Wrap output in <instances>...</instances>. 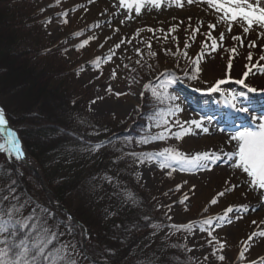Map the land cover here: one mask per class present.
Instances as JSON below:
<instances>
[{
    "label": "rangeland",
    "instance_id": "rangeland-1",
    "mask_svg": "<svg viewBox=\"0 0 264 264\" xmlns=\"http://www.w3.org/2000/svg\"><path fill=\"white\" fill-rule=\"evenodd\" d=\"M17 5V12L25 23L23 29L28 32L25 46L46 54L62 44L63 47L48 57L49 68L63 70L69 75L67 90L79 96V113L90 115L92 120L102 124L113 122L128 129L134 124V116L145 101V85L156 88L161 73L167 70L176 75L179 69L189 67L188 58L195 59L198 54L201 55V71L192 80V87L187 88L191 93L187 91L186 95H182L180 92L185 93V90L177 85V81L169 87V93L178 97L175 104L182 111L176 116L169 115L167 119L170 124L176 119L182 123L205 120L204 127L210 130L204 133L192 126L190 134L179 141L174 138L150 141L144 144L143 154H155L164 148H175L189 156L196 152L230 149L236 142H229V137L242 128L251 127L252 115L264 117V92L259 91L264 89V73L253 68L245 80L246 84L258 89L256 93H249L235 83L243 78V72L258 61L260 55H264V36L260 35L264 30L244 34L240 25L233 23L229 32L224 23L217 22V13L207 4L188 5L184 0L183 7L176 8L169 7L165 0L160 10L146 4L139 15L134 5L131 8L119 7V0H61L59 4L56 0H22ZM61 13L67 15L61 16ZM209 23L216 24V28L209 29ZM173 26L178 30L169 35L167 30ZM148 28L157 31L148 32ZM195 28L200 31L193 39L191 33ZM76 32H83V35L73 36ZM220 32H224V40L220 42L217 39L218 47L212 51V41L206 38V34L211 33L215 39ZM233 35H240V41L233 40ZM89 37L94 39L77 50L76 46ZM253 40L256 46L249 47ZM185 42L190 47L185 48ZM148 43H151L155 57L149 55ZM117 44L120 45L118 48L115 47ZM233 47L236 48L235 53L229 51ZM177 49L181 53L187 52L188 58L174 55ZM249 53L253 57L251 62L247 60ZM109 56L111 60H107ZM96 58H100V65H91ZM229 60L232 62L231 69L228 67ZM35 63L39 71L47 67L39 60ZM260 66L264 67V61H260ZM141 67L151 73L135 82L131 72ZM219 79L228 82L221 86L220 91L208 92ZM229 92L236 95L235 104L247 108L248 112L240 113L230 106ZM231 114H237L235 118L240 121L231 118L234 117ZM219 119L230 126L221 124ZM144 130L145 136L164 129L157 128L152 120H148ZM176 131L179 129L173 126L172 132ZM0 143L6 145L1 135ZM25 160L28 165L37 168L27 154ZM169 163L170 167L162 169L160 158L153 155L150 162L137 160L133 173L140 189L151 195L171 225H194L193 230L182 239L187 251L192 249L188 251L189 257L196 264H216L214 258L219 259L221 255L225 257L223 261L232 264H264V237L258 235L264 232V223H261L264 221V202L260 200L264 190L250 191L245 183L249 179L247 174L234 170L232 162L222 155L220 160L210 162L206 167L186 171H181L179 164ZM18 164L25 167L19 161ZM233 185L238 186L226 191ZM225 191L224 196L218 195ZM213 198L217 199L214 205L210 203ZM228 207H232L233 211L225 216ZM205 208L208 210L204 211ZM209 218L211 224L204 225L203 221ZM197 222L199 225H196ZM201 227L204 231H200ZM170 230L167 228L165 232ZM253 232L257 235L248 241ZM221 243L224 245L222 250L219 247ZM241 252L244 253L243 259L240 258Z\"/></svg>",
    "mask_w": 264,
    "mask_h": 264
},
{
    "label": "trees",
    "instance_id": "trees-1",
    "mask_svg": "<svg viewBox=\"0 0 264 264\" xmlns=\"http://www.w3.org/2000/svg\"><path fill=\"white\" fill-rule=\"evenodd\" d=\"M21 3L0 0V109L17 128L43 185L0 143V208L15 205L22 216L33 215L32 222L57 233L55 245H66L76 264H196L182 244L188 231L169 226L133 173L137 159L132 154L139 156L146 148L137 143L144 137L146 122L168 106L155 103L151 97L155 87L148 86L142 108L128 129L81 115L79 96L67 90L69 75L49 68L48 57L62 44L46 54L25 46L28 32L17 12ZM35 60L48 69L39 71ZM191 67L174 74L182 89L193 85L188 78ZM150 73L141 67L131 72V78L139 82ZM166 78L158 77L156 85ZM56 205L85 228L84 239L68 215L54 209ZM167 228L171 230L166 233Z\"/></svg>",
    "mask_w": 264,
    "mask_h": 264
},
{
    "label": "snow or ice",
    "instance_id": "snow-or-ice-1",
    "mask_svg": "<svg viewBox=\"0 0 264 264\" xmlns=\"http://www.w3.org/2000/svg\"><path fill=\"white\" fill-rule=\"evenodd\" d=\"M61 0H56V3L59 4ZM188 5L193 3H202L207 4L211 9H214L217 13V22L224 23L226 25L227 31L231 32L233 23H238L243 30L244 34L250 32H256L257 29L264 30V0H186ZM150 5L156 10H160L161 7L165 4V0H119V7L121 8H131L135 6V12L137 15L141 13L142 8L145 5ZM167 5L169 7L175 6L176 8H182L184 5V0H167ZM67 13H61V16H66ZM190 19V18H189ZM67 23V20L63 21ZM202 23V22H201ZM99 25H94L98 27ZM209 29H215L216 24L209 23L207 25ZM148 32L155 33L157 29L148 28ZM178 28L176 26L170 27L167 31L168 34L176 32ZM159 31H164L159 29ZM200 31L199 28L192 30L191 36L194 39L195 35ZM83 32L73 33V36H82ZM224 32H220L218 38H213L211 33L206 34V38L211 40V50L215 51L218 47L217 39L220 42L224 40ZM264 36V31L260 33ZM94 39V37H89V39L84 40L82 43L77 45V50L83 48L89 43V40ZM167 39V37H165ZM173 40H176L175 36H172ZM233 40L240 41V35H233ZM124 41H121L123 43ZM117 44L115 47H119ZM256 43L253 40L249 47H255ZM149 48V55L155 57L156 53L151 51V43L147 44ZM185 48L190 47V45L185 42ZM166 52L169 50H165ZM231 53L236 52V48L229 49ZM114 54V53H113ZM174 55H183L185 58H188L187 52L181 53L179 49ZM100 58H96L93 62L94 64L99 63ZM191 67V76H188L189 79H195L200 69V59L201 55H197L195 59L188 58ZM107 60H111V56L107 57ZM248 61H252L253 57L251 53L247 56ZM260 61H264V55H260L258 61L253 63L251 67H248L247 71L243 72V78L236 80L235 83L243 86L247 89L249 93H256L257 88L251 87L245 83V80L248 78L249 73L253 68H258L259 71L264 73V67L260 66ZM140 63V61H137ZM228 67L232 68V62L229 60ZM247 67V66H246ZM185 75L187 76V70H185ZM115 76V73H113ZM162 77H168L151 90V97L153 101L157 104L167 105L166 110L161 111L157 110L154 112L149 119L153 121L157 128L163 127V131H159L156 134H147L137 143L147 144L150 141L154 140H167L169 138H174L175 140H181L185 135L190 134L192 126H195L198 129H201L204 133H207L209 129L204 127L203 120H190L181 122L179 119H176L169 123L167 117L176 116L177 113L182 111V109L175 104V101L178 99L177 96L169 93L168 89L176 82V77L174 74L169 73L167 70L164 73H161ZM228 81L226 79H219L214 85H212L208 92H218L221 89V86L226 84ZM145 89H148V85H145ZM264 92V89L259 90ZM230 98L229 103L232 108L237 112L246 113L248 109L243 106H237L235 104L236 95L234 93H227ZM251 127H245L241 130L236 131L229 137V142L235 141L230 149L220 148L217 151H203L196 152L193 155H185L183 152L175 148H164L162 151L151 154L145 153L139 156H136L135 153L132 155L135 156L137 160L141 163L150 162L153 159V155L160 158L159 166L163 169L170 167V163H175L180 165L181 171L198 169L206 167L208 163H214L217 160L221 159V155L232 162V167L234 170H240L243 173L247 174L248 180L245 183L248 184L250 191H259L264 190V117H257L255 115L251 116ZM5 123L4 113L0 110V125ZM187 125V127H185ZM175 126L179 131L172 132V127ZM13 148L15 149V154L17 159H23V152L19 145L13 142ZM227 183V182H226ZM238 185H233L232 188L226 189V191H231ZM179 189V186H177ZM225 192L218 193L219 196H224ZM260 200L264 202V192L260 194ZM183 203V201H181ZM211 204H216L217 199L213 198L210 201ZM243 207V206H241ZM208 209L205 208L204 211ZM233 211L232 207H228L225 213H231ZM20 218H17V217ZM171 219V217H169ZM34 220L33 215L22 216L21 208L16 207L15 205L3 209L0 208V264H76L74 260L69 258L68 250L66 245H55L57 240V233L51 231V229L43 226L39 222H32ZM253 224L256 221H252ZM264 223V221H261ZM204 225L211 224V219H205L203 221ZM172 228H175L177 231H188L193 230L194 225L192 223L187 224H172L169 225ZM200 231H204V228L201 227ZM208 235L211 236L212 232L209 231ZM257 233L253 232L249 237L248 241H252ZM261 237H264V232L258 234ZM222 250L224 245L221 243L219 245ZM192 251V249H188ZM215 254V253H214ZM240 258H244V253H240ZM207 259V257H205ZM225 257L223 255L219 256V260L223 261Z\"/></svg>",
    "mask_w": 264,
    "mask_h": 264
},
{
    "label": "water",
    "instance_id": "water-1",
    "mask_svg": "<svg viewBox=\"0 0 264 264\" xmlns=\"http://www.w3.org/2000/svg\"><path fill=\"white\" fill-rule=\"evenodd\" d=\"M4 119H5V117H4ZM0 132L2 134V137L5 140L7 149L12 153V155L15 158H16L15 149L12 147L13 146V142H15V144L19 145L20 148L22 149V152L24 153V156L26 155L25 151H24V147L22 146V144L20 142V139L18 137L17 129L16 128H12L10 126V124L6 121V119H5V124L4 125L3 124L0 125ZM17 160L20 163L24 164L27 169H30L32 172H34V174H36L38 176V178L40 179L41 184L43 185V180L41 178V175H40V172H39L38 168H35V166L33 167L31 165H28L26 163V160H25L24 157H23V159H17ZM54 207H55V209H59L61 212L65 213V214H68L67 211L62 209L61 207H59V206H54ZM69 218H70V220L72 222H74L80 228V230L83 233V239H84L85 233H86L84 227L79 222H77L76 219H74V217L69 215Z\"/></svg>",
    "mask_w": 264,
    "mask_h": 264
},
{
    "label": "bare ground",
    "instance_id": "bare-ground-1",
    "mask_svg": "<svg viewBox=\"0 0 264 264\" xmlns=\"http://www.w3.org/2000/svg\"><path fill=\"white\" fill-rule=\"evenodd\" d=\"M189 87H192V86H189ZM188 87H186V88H184L183 90H185V93H182V92H180L182 95H186V93H191V90H189V89H187ZM188 91V92H187ZM196 92V91H195ZM195 92H193L192 94H196ZM187 102V101H186ZM231 115H233L234 117H231V118H233V119H236V120H238V121H240V119H237V118H235V117H238V115L237 114H231ZM205 121V120H204ZM219 121L221 122V124H223V125H225V126H227V127H229L230 126V124H228L225 120H222V119H219ZM231 122V121H230ZM5 124V123H4ZM3 124V125H4ZM210 130V129H209ZM13 147V146H12ZM23 157L25 158V156H24V154H23Z\"/></svg>",
    "mask_w": 264,
    "mask_h": 264
}]
</instances>
